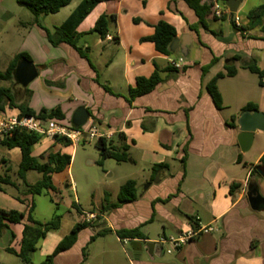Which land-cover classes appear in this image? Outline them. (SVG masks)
I'll return each mask as SVG.
<instances>
[{
  "label": "crops",
  "instance_id": "0c3cea01",
  "mask_svg": "<svg viewBox=\"0 0 264 264\" xmlns=\"http://www.w3.org/2000/svg\"><path fill=\"white\" fill-rule=\"evenodd\" d=\"M136 1V4L129 5L130 8L125 7L124 0L101 2L84 18L77 28L80 37L76 48L85 57L66 44L53 47L46 35V30L52 31L60 26L81 0L51 27L41 23L40 16L38 24L32 17L29 22L20 23L21 29L17 30L22 45L10 61L25 53L38 75L23 88H19L21 86L14 78L11 82H0V87L9 88L17 104H26L35 112L59 108L63 120L72 126L75 110L84 107L89 114L87 122L93 121L100 133H113L112 144L127 147L129 159L126 163L139 167L141 172L137 179L131 177L123 182L135 181L136 200L107 211L102 209V202L97 209L85 210L72 184L66 185L73 195L69 205L71 211L67 212L66 220L59 216L58 228L38 241L34 253L40 251L45 260L77 223L84 222V213H95L98 218L81 230L76 242L55 256L52 264H85L90 257L86 252L96 245L100 256H106L107 261L103 264H119L120 253L126 255L128 252L124 239L157 243L161 238L176 237L184 230L203 228L211 230L200 232L197 238L179 250L166 252L168 257L165 260L163 247L160 256L150 254L153 259L143 252L134 254L133 258L125 256V260L128 264H264V210L252 211L247 200L249 184L264 198V178L253 183L249 181L252 166L264 154V144L256 153L248 154L251 147L242 152L237 143V120L243 107L252 103L257 111L264 113V77L258 80L256 75L242 67L241 61L232 60L239 56L264 70V16L260 26L248 29L247 14L254 9L244 8L248 0H240L233 14L228 11L227 1L222 4L218 0H201L202 4H213L205 17L208 30L198 26L194 31L189 26L196 25L198 17L185 0ZM63 11L65 7L53 15ZM101 15L115 16L105 39L91 31ZM222 15L225 17L221 18ZM231 15L236 26L243 31L232 28ZM159 21L175 28L179 44L182 39L190 40L181 69L170 65L183 56L179 48L172 55L164 56L152 43L140 41L153 34V26ZM214 58L217 62L203 73L202 68ZM225 66L235 67L236 74L217 80L222 99V109L218 110L206 85L218 73H225ZM155 68L160 70L162 82L150 93L129 101V90L135 86L136 78L151 76ZM102 85L107 86L113 95ZM3 107L0 119L18 116V109L8 108L6 102ZM233 117H236L234 122ZM259 137L264 138V132H255L253 140ZM65 143L40 137L32 147V155L40 162H45L43 155L49 153L75 158L77 145ZM0 147L4 149L0 156L4 172L0 176L9 177L15 184V187L2 186L0 211L25 212L27 202L32 200L34 217L35 197L40 195L30 197L26 189L21 195H14L5 188L21 189V181L16 175L21 162L20 150ZM160 164H166L167 169L154 174L152 167ZM64 171L52 175L54 190L47 191V194L52 195L58 190L56 178ZM29 173L25 176L28 184L41 178L40 175L30 182ZM110 176L112 174L108 173ZM141 178L147 184L144 187L137 181ZM236 184L238 188H231ZM106 193L109 202L116 203L118 192L114 196L104 192L103 200ZM169 196L165 203L157 202ZM91 204L94 206V202ZM184 216L191 217L195 226ZM153 225L159 231L151 236ZM23 228V223L7 224V229L0 235V248L18 253ZM135 228H139L142 239L117 235L120 231ZM97 233L101 235L91 241ZM109 236L113 237L116 246H111L109 240L107 242Z\"/></svg>",
  "mask_w": 264,
  "mask_h": 264
},
{
  "label": "trees",
  "instance_id": "16d2710c",
  "mask_svg": "<svg viewBox=\"0 0 264 264\" xmlns=\"http://www.w3.org/2000/svg\"><path fill=\"white\" fill-rule=\"evenodd\" d=\"M111 1V0H81L79 5L73 10V12L68 16V18L58 27H55L52 31L46 30L47 40L53 46L57 47L60 44H66L78 51L82 57H85V54L81 52L80 49L76 48L77 40L80 37V33L77 32L79 24L84 20V18L101 2ZM224 4L228 0H218ZM72 0H16V3L20 6L27 8L34 17V22L38 24V17L41 15H51L58 13L62 8L68 6ZM187 5L194 10L196 16L198 17V23L196 25H190L189 29L196 31L198 26L202 27L204 30H208L205 17L211 11L213 7L212 3L206 4L201 3V0H185ZM264 16V6H258L254 9H251L247 18L249 20L248 29L260 26L262 24V18ZM225 16L222 15L221 18ZM233 15L230 18V24L234 30L243 31V28H238L233 20ZM115 16L111 15H101L96 20L92 32L97 33L101 39H105L109 33V24L113 22ZM137 22V20H134ZM154 32L152 35L147 37H142L141 42H150L154 45L155 50L164 55L170 56L172 52L170 51V45L172 41L176 38L175 28L165 21H159L155 26H153ZM264 32V26H263ZM264 40V37L262 38ZM30 60L28 55L25 53L18 54L15 56L8 64L7 68L4 71H0V82H11L13 79V72L16 68L17 63L22 60ZM232 60L241 61L242 67L248 70L250 73L256 75L259 80L264 77V70H260L254 62L243 61L241 57L236 56ZM217 62V59L214 58L209 65L202 68V72L206 73L209 68ZM175 69V68H174ZM236 74V68L233 66H225V73H218L213 77L206 85V89L214 103L216 109H222V99L220 93L218 92L216 82L222 77H233ZM98 82L97 79H95ZM162 82L160 75V70L155 68L153 74L149 77H138L135 80V86L129 90V101L137 97L146 95L150 93L155 87ZM103 89L112 94L111 90L102 85ZM7 103V107L10 109H18V116H35L42 119H64L63 114L60 112L59 108L53 110L41 109L39 112H35L31 108L27 107L24 104H17L13 98L12 92L9 88L0 87V111L4 110L3 104ZM249 110L255 111L257 107L248 103L243 107L242 112ZM236 117L232 118L234 122ZM121 137V134H119ZM40 139L39 136L15 130L9 136H5L0 140V145L8 148H18L21 153V162L17 170V178L22 182L27 190V194L30 197L36 195H41L47 191H53L51 177L53 174L60 173L67 169L70 165L71 158L68 155L60 153H49L43 155L45 162H40L36 157L32 155V147ZM59 141V140H57ZM67 145V143H65ZM95 148L99 152V160L96 162L97 165L101 166L103 161L107 159H112L117 163L127 162L129 157L127 154V147L124 145L114 146L111 140H106L104 138H99L95 142ZM167 169L166 164H160L152 167V172L157 174L160 170ZM29 171H35L41 175V178L34 184H28L26 182L25 176ZM264 178V154L260 157L258 163L252 166L250 172V183H253L256 179ZM3 185H9L15 187V184L10 181L9 177L0 176V190H3ZM238 188L239 185H232L231 188ZM137 198V189L136 183L133 180H127L123 183L118 190L116 203L111 204L109 202V194H105L102 209L107 211L110 208H115L123 204L131 203ZM168 198L165 200H157V202L165 203ZM22 203H25V200L17 198ZM27 209L25 212L17 211H0V235L7 229V224L9 223H23V233L21 246L18 253L13 252L9 249L6 251L14 254L18 257L23 263L31 262V255L36 251V245L39 240L43 239L46 234L52 230H56L59 226L60 217L56 214L52 216L50 220L45 223H41L34 219V203L32 200L27 202ZM191 222L192 226H195V221L189 216H184ZM90 224L86 222L77 223L70 231V233L57 245L54 252L45 258L42 264H52V260L59 253H62L68 250L77 239L79 232ZM101 235L97 233L96 236L92 237L91 241L95 237ZM119 237L126 238H139L142 239L143 235L140 232L139 228L133 230H125L117 233Z\"/></svg>",
  "mask_w": 264,
  "mask_h": 264
},
{
  "label": "rangeland",
  "instance_id": "374dc122",
  "mask_svg": "<svg viewBox=\"0 0 264 264\" xmlns=\"http://www.w3.org/2000/svg\"><path fill=\"white\" fill-rule=\"evenodd\" d=\"M76 2H78V0H72V2L65 7V11L60 14L41 15L40 22L45 24L47 27H51V25L58 23L60 18L64 16L65 12H67L69 8H73ZM134 2L136 4L137 1L124 0L125 7L130 8L129 5ZM259 5H264V0H248L244 8H256ZM32 17L33 15L31 12L27 8L18 5L16 0H0V71L6 67L7 63L22 45V37L17 32V30L21 29L20 23L29 22ZM181 58L185 59L183 56H181ZM19 88L23 87L21 86ZM58 121L67 124V122L63 119ZM95 142L96 139H82L77 144V152L75 158H71L68 171H64L56 178L59 181L58 186H56L58 190H56L52 195L44 192L42 195L35 197L37 207L34 217L37 220H49L54 214L62 217L64 220L67 219V212L71 211L69 205L73 201V195L71 189L65 188L66 185L72 184L75 188V192L80 197L81 206L85 210L89 211L94 207L97 209L101 205V202L103 204L102 198L104 192H109L114 196L118 192L119 186L122 185L125 179H130L131 177H136L137 179V177H139L141 174L139 167L132 166L126 162L117 163L114 160L107 159V161L105 160L106 162L103 161L105 164L104 166L103 163L101 166L97 165L96 162L99 160V152L95 148ZM263 144L264 138L259 137L258 139H254L248 154L256 153V151L260 149ZM3 152L4 149L0 147V156ZM2 172H4V166L0 163V175H2ZM29 172L28 181L30 182L35 181L40 177V174L35 171ZM108 173H111L112 176L108 177ZM137 181L138 183H141L143 187L147 185L142 178ZM20 183L21 189H15L8 186H5V188L9 193L21 195L26 188L22 182ZM112 199L115 200V198ZM112 199L110 201H112ZM92 202H94V206L91 204ZM153 226L151 236L155 235L159 231L156 225ZM107 238V242L108 240L109 242H112V246V244H114L113 237L109 236ZM162 247L164 250L163 260H165L168 257L166 252L171 249V247L167 244ZM116 249L118 250V247H116ZM99 251L98 245L94 248H90L89 251L86 252L87 254L89 252L88 255H90V257L85 264L87 262L88 264H101V262L103 264L104 261H107L106 256H100ZM125 256H127V259L130 258L127 252L126 255L125 252L120 253L119 264H128L125 260ZM143 258H145V256ZM42 261H44V258L41 256L40 251H37L31 255V262L28 264H39ZM0 263L26 264L14 254H11L1 248Z\"/></svg>",
  "mask_w": 264,
  "mask_h": 264
},
{
  "label": "water",
  "instance_id": "95a60500",
  "mask_svg": "<svg viewBox=\"0 0 264 264\" xmlns=\"http://www.w3.org/2000/svg\"><path fill=\"white\" fill-rule=\"evenodd\" d=\"M240 0H229L226 2V6L230 14L236 12ZM190 44L182 39L181 44L179 40L175 38L171 45L170 51L172 53L176 52L179 48L181 54L186 57L187 49ZM38 75L36 67L28 60H20L13 72V78L22 87H26L30 82H32ZM89 114L84 107H79L75 110L72 118V124L74 127L83 126L88 120ZM239 134L237 136V143L242 152H246L251 147L254 134L257 131L264 132V113L246 110L242 112L237 120ZM247 200L249 207L252 211L260 212L264 210V198L256 191L252 184L248 185L247 188ZM128 256L130 258L134 257V254L140 255L145 253L149 255L153 253L156 256H160L162 253V246L153 242H141L129 240L128 243ZM153 259V256H150Z\"/></svg>",
  "mask_w": 264,
  "mask_h": 264
},
{
  "label": "built area",
  "instance_id": "2783aa9c",
  "mask_svg": "<svg viewBox=\"0 0 264 264\" xmlns=\"http://www.w3.org/2000/svg\"><path fill=\"white\" fill-rule=\"evenodd\" d=\"M216 16H220L219 11L216 12ZM182 61L183 59L180 57L176 61H172L170 65L175 69H181ZM15 130L33 133L39 137H46L53 141L62 140L73 146L77 145L82 139L97 140L104 138L111 140L113 136L111 132L100 133L93 121H88L80 127H73L54 118L42 119L35 116H11L0 119V140L5 136H9ZM82 216L83 221L86 223H90L98 218V215L95 213H84ZM208 230H211V228L184 230L176 237L168 239L161 238L157 244L160 246L165 244L169 245L171 249L167 250V253H171L197 238L200 232H206ZM128 241L126 239L123 240L124 244H127Z\"/></svg>",
  "mask_w": 264,
  "mask_h": 264
}]
</instances>
